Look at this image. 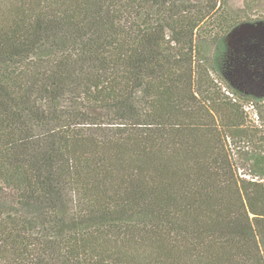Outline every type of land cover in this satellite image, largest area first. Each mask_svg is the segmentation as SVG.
Listing matches in <instances>:
<instances>
[{"label":"trees","instance_id":"trees-1","mask_svg":"<svg viewBox=\"0 0 264 264\" xmlns=\"http://www.w3.org/2000/svg\"><path fill=\"white\" fill-rule=\"evenodd\" d=\"M227 4L0 0V264H264L262 100L198 43Z\"/></svg>","mask_w":264,"mask_h":264},{"label":"rangeland","instance_id":"rangeland-1","mask_svg":"<svg viewBox=\"0 0 264 264\" xmlns=\"http://www.w3.org/2000/svg\"><path fill=\"white\" fill-rule=\"evenodd\" d=\"M226 13L231 16L229 25L225 22L227 29L214 27L217 22L224 21L223 17H217L216 21L211 19L203 26L206 33L203 38L199 37L198 43L204 58L212 59L214 48L211 38L216 34V40L225 36L224 56L220 63L221 79L225 85L245 96L244 101L262 100L254 103L258 119L253 113L245 111L250 126L248 136L244 138L257 147L264 138V0H228L221 15ZM219 86L223 88L224 85ZM243 103L246 105L249 102ZM245 147L238 142H232L230 146L239 175L247 180L250 177L264 182V175L254 169L251 152Z\"/></svg>","mask_w":264,"mask_h":264},{"label":"built area","instance_id":"built-area-1","mask_svg":"<svg viewBox=\"0 0 264 264\" xmlns=\"http://www.w3.org/2000/svg\"><path fill=\"white\" fill-rule=\"evenodd\" d=\"M225 91H226L227 95H229L231 98H235L234 94H232L230 91H228V90H226V89H225ZM254 103H255V102H249L248 104L244 105V110H245L246 112H251V113H253L254 116L258 119V113H257L256 110H255V105H254ZM248 179L250 180L251 178L248 177ZM251 180H253V179H251ZM254 181H255V180H254Z\"/></svg>","mask_w":264,"mask_h":264}]
</instances>
